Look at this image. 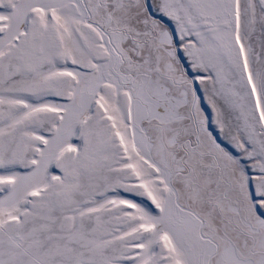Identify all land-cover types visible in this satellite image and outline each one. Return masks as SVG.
Returning <instances> with one entry per match:
<instances>
[{
	"label": "snow or ice",
	"instance_id": "6c2138e0",
	"mask_svg": "<svg viewBox=\"0 0 264 264\" xmlns=\"http://www.w3.org/2000/svg\"><path fill=\"white\" fill-rule=\"evenodd\" d=\"M0 264H264V0H0Z\"/></svg>",
	"mask_w": 264,
	"mask_h": 264
}]
</instances>
